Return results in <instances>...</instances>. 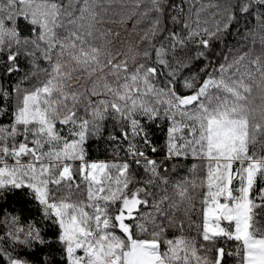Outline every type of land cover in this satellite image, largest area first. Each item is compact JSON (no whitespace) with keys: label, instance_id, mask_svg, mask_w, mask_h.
Returning <instances> with one entry per match:
<instances>
[{"label":"snow or ice","instance_id":"6c2138e0","mask_svg":"<svg viewBox=\"0 0 264 264\" xmlns=\"http://www.w3.org/2000/svg\"><path fill=\"white\" fill-rule=\"evenodd\" d=\"M0 264H264V0H0Z\"/></svg>","mask_w":264,"mask_h":264}]
</instances>
